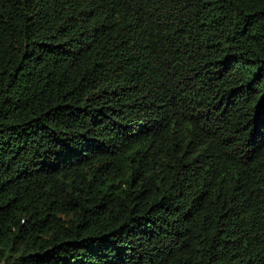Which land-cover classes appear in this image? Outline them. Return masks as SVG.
<instances>
[{
  "label": "trees",
  "instance_id": "obj_1",
  "mask_svg": "<svg viewBox=\"0 0 264 264\" xmlns=\"http://www.w3.org/2000/svg\"><path fill=\"white\" fill-rule=\"evenodd\" d=\"M0 264H264V0H0Z\"/></svg>",
  "mask_w": 264,
  "mask_h": 264
}]
</instances>
